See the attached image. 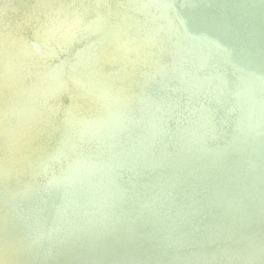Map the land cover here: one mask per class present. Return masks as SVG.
Wrapping results in <instances>:
<instances>
[{
  "label": "water",
  "instance_id": "95a60500",
  "mask_svg": "<svg viewBox=\"0 0 264 264\" xmlns=\"http://www.w3.org/2000/svg\"><path fill=\"white\" fill-rule=\"evenodd\" d=\"M26 1L47 6L42 10L47 30L27 43V56L15 55L4 67L8 80L0 86L18 90V95L10 99L12 108L5 105L7 109L0 112V148L8 145L2 137L7 134L12 144L24 151L15 162L0 157V200L10 198L18 189L31 195L48 179L73 182L68 189L55 186L58 199L48 202L53 211L45 212V221L34 220L45 214L33 212L36 203L29 211L30 222L35 224L28 223L24 229L16 228L9 217L0 219V264H264V161L253 157L249 148L253 137L257 139L263 131L257 126L247 131L259 112L264 114L259 101L264 99V82L258 83L234 63L226 45L208 42L188 30L183 12L178 11L183 5L180 0H66V5L57 0ZM245 1L248 16L254 5L264 11V0ZM27 19L35 21L30 16ZM158 26L166 41L187 59L177 64L176 73L171 76L160 66L140 72L130 78L139 88L128 94L129 79L124 85L112 84L110 79L102 85L106 82L103 77L101 85L95 86L89 68L81 62H94L87 46L102 48L103 36L110 34L116 46L123 48L121 35L133 31L145 39L141 30L163 38L154 30ZM74 43L81 45L73 48ZM113 72L121 75L119 69ZM36 76L48 77L50 84L35 81ZM64 76L71 84L67 88L59 79ZM99 86L106 91L91 95L85 91ZM74 93L83 98L81 103L74 101ZM26 94L38 99L21 101L20 96ZM92 98L100 100L99 106L86 108ZM188 113L216 129L213 134L217 136L209 143L221 146L224 155L216 158L209 152L213 146L188 137V130L197 128ZM16 116L22 120V128L10 125L11 119H19ZM90 128L91 135L87 133ZM196 132L205 137L198 129ZM228 136L238 140L229 151L222 149L230 144ZM221 140L223 145L218 143ZM232 152L241 157L228 160ZM193 153L218 164L215 168L227 178L220 182L218 171L192 156L182 165L181 158ZM224 158L227 160H221ZM72 171H84L85 175ZM156 177L161 181L154 183ZM192 179L214 186L212 195L203 194L206 189L194 192L195 187L183 184ZM74 180L85 186H77ZM185 191L192 194L200 210L208 207L210 200L212 207L189 214L185 199L174 204L180 195L185 198ZM119 200L138 210L130 224L103 227L100 234L106 237L86 233L85 245L58 253L53 239L65 233V227L50 221L60 219L58 212L76 214L88 208L111 212L108 203ZM58 202L56 214L53 208ZM173 208L176 216L168 217ZM106 214L110 222L114 214ZM181 214L185 220H196L197 229L187 235L181 232L174 225ZM136 224L139 229L134 228ZM72 225L78 230L81 223L77 220ZM107 233L112 236L108 238Z\"/></svg>",
  "mask_w": 264,
  "mask_h": 264
},
{
  "label": "bare ground",
  "instance_id": "6f19581e",
  "mask_svg": "<svg viewBox=\"0 0 264 264\" xmlns=\"http://www.w3.org/2000/svg\"><path fill=\"white\" fill-rule=\"evenodd\" d=\"M183 4L181 7H178L179 12H183L182 17L183 21L188 26V30H190L193 33L198 34V37H202V39H205L208 42H216V44H223L226 45L230 49V54H233L234 63L239 65L245 72L251 76H254L258 83L264 82V11L259 9L257 6H253V10L251 12V16H248L245 7L248 5L245 0H180ZM57 2L61 5H66V0H57ZM175 7V10H177V6L175 3H171V5ZM262 5V3H259ZM172 6V7H173ZM183 7V9H182ZM185 7V8H184ZM48 8L44 3H34L29 2L26 0H0V82H4L8 80V77L5 73V64L9 61L15 60V55H23L27 56V52L25 50V46L27 43L31 40H34L35 38L39 37L40 35H43L46 30L47 26L42 23L43 21V11H46ZM264 9V8H263ZM88 14H91L89 11ZM33 17L35 18V21L28 20L27 17ZM202 20L204 24L202 23ZM151 24L149 25V27ZM143 29V28H142ZM149 29V28H148ZM154 30L159 31V34L165 39V33L163 28L156 27ZM148 31V30H147ZM203 31V32H201ZM141 35H146L145 39H141V36L137 33L131 32V34H122V42L125 47L120 48L117 47L114 41V37H112L110 34L108 36H103V43L104 46L100 49L92 48L91 46H87L85 49H89V51L92 52V55L94 57V62H86L82 60L81 62L84 63L83 65H86L87 68H89V71L92 75V81L95 82V86L101 85V82L103 80V77H106L105 83L102 85H107L108 80L110 79V82L115 85H124L127 82L126 90L127 94L130 91H135L137 89V85L133 84L131 82L130 78H133L140 72H149L151 70H154L156 68L164 67L165 70H167L168 74L172 76V74L176 73L178 70L176 69V66L178 63L183 62V60H187L183 55L179 54L174 47H172L171 44L164 40L163 38H154L150 31L146 32L145 30H141L139 32ZM60 33H56V36H60ZM83 44V43H82ZM81 43H74V47H79ZM173 48V49H172ZM175 49V50H174ZM81 63V64H82ZM91 63V64H90ZM121 70V75L114 74L113 71L115 70ZM62 85L67 88L71 86L69 83V78L64 76L63 78H59ZM35 81H42L50 84V80L48 77L45 76H36ZM83 81V80H82ZM129 82H131L129 84ZM81 84V82H80ZM255 84V82H253ZM243 86V85H240ZM245 86V85H244ZM52 87V85H51ZM101 87V88H100ZM255 87V85H254ZM139 88V87H138ZM106 87L99 86L94 87L90 90H85L89 95L94 94L95 92H104ZM245 91V89L243 88ZM33 92V91H32ZM248 93V92H247ZM96 94V93H95ZM105 94V93H102ZM13 95H18V90H10L5 86H0V98H4L5 100H1L0 102V112H2L4 109H7L5 105H8L12 108V104L10 99L13 97ZM26 97L20 96L21 101L23 100H35L38 99V97L35 95L26 94ZM74 101H77L79 103L82 102L81 96L77 93H74L73 95ZM104 96V95H99ZM23 97V98H22ZM83 99V98H82ZM264 105V99L261 98L259 100ZM174 103H177V101H173ZM100 104V100L98 98H92L91 102L87 103V107L89 109H94L98 107ZM31 107V106H30ZM184 109L183 107H181ZM87 110V109H85ZM185 111H183L184 113ZM185 114V113H184ZM189 117L191 116V123L195 121L194 123L197 128H191L188 130L187 135L189 138L195 140L198 139L201 142H206L207 146H213V148H209V152L212 155H215L216 158H219L220 156L224 155L219 148L221 146L215 147L216 145H211L209 142L213 139L214 136H217L213 134L215 128L211 129V126H208L204 124L198 117L196 119H193V116L191 113H188ZM195 116V115H194ZM19 118V116H16ZM196 117V116H195ZM21 115V119H22ZM20 119V118H19ZM12 120L10 121V125H13L15 127H23V122L20 119ZM8 123V122H7ZM259 127L262 129L264 133V114L259 112L258 118L255 121L254 124H251L249 126L250 128L247 131H250L251 129H254V127ZM89 127V126H88ZM197 129L203 134V137L197 136ZM92 129L90 128L87 133L91 135ZM180 132V131H179ZM181 133V132H180ZM262 133V136L260 135L257 139L253 137V139L250 142V147L253 153V157H255L257 160H263L264 161V134ZM3 138L7 141V146L0 148V157L6 158L12 162L17 161L19 156L23 153L24 149L18 145H14L11 142V136L7 134H2ZM173 135V134H172ZM212 137V138H210ZM2 138V139H3ZM210 138V139H209ZM229 141V145L222 147V149L230 150L231 144L234 142H237L233 137H227ZM196 141L195 143L197 145H200V141ZM225 140V139H224ZM25 141L27 142L26 145L28 147L30 146L29 139L26 138ZM260 141V142H259ZM258 142V143H257ZM219 144L223 145V140L218 142ZM255 145H259V148H256ZM54 147V146H52ZM24 148H27L25 146ZM218 148V149H214ZM201 154H188L184 155L183 158H181L182 165L184 160L187 158H198L204 160V164L207 167H211V169L214 168V170L218 171L216 173V176L220 182L222 179L227 178L225 173L220 172L218 168H215L218 166L216 163H209L206 159V157H200ZM237 157H241L240 154H236L234 152L231 153V155H228V160H234ZM227 158V157H225ZM221 159V160H227V159ZM236 161V160H235ZM243 163V162H241ZM187 164V163H185ZM211 164V166H210ZM263 165V163H262ZM220 166H222L220 164ZM184 167V166H183ZM186 170L190 169V167H184ZM82 169H79V171ZM3 171L2 166L0 165V172ZM75 171V170H74ZM72 171L71 173H78ZM75 174H71L72 177H76ZM78 176L85 175L84 171H81L77 174ZM222 178V179H221ZM165 178H162L164 180ZM154 183H158V181H161L160 178L156 177V179H153ZM48 182H44V185L41 187L38 186L36 190L31 191V195L28 193H23L22 189L16 190L15 194H13L10 198H6V200H0V219H4V217H9L13 224H15L16 228L24 229L25 227L30 226L29 224H35L33 221V218H30L29 216L31 211L32 203H36L35 208L33 209V212L41 215L44 214L46 211L52 213L53 210H51V206H48V202H50L53 199H58L56 196L58 195L57 192L55 193L54 189L55 186L58 184L60 188H66L68 189V186L70 187L73 181L65 182H55L56 180L48 179ZM77 182V186L82 185L85 186V184H82L81 181L78 182V180H74ZM183 182V181H182ZM184 185L193 186L194 192L199 188L201 190L206 189L207 192L203 193L207 196H211L210 192L214 189V186H207V184H204V181L192 179V180H184ZM225 185V183H223ZM245 185L248 186L247 182H245ZM170 187V186H169ZM224 190V189H223ZM200 191V190H199ZM214 194V193H213ZM73 195V194H71ZM191 193L188 191H185V198L180 197L176 200H174L175 203H184V199L188 203L189 206V214L196 213V212H206L208 211L213 203L212 200H210V204L208 207L204 208L203 210H200V205L194 202V198L191 197ZM5 196V195H3ZM8 197V196H7ZM71 197V196H70ZM240 201V200H239ZM261 201V200H260ZM21 202V203H17ZM47 203V204H46ZM240 205H242L241 202H238ZM31 204V205H30ZM47 205V207H46ZM61 203L58 202L57 206L53 208L54 210L57 209L58 206H60ZM108 205H111V208L113 210L111 212L100 210V208L92 209L88 208L86 211H82L81 213L76 214H68L66 211L58 212L59 208L56 210V213L60 215V219L57 220H51L54 223V226H60L62 223V227H65L64 231L65 233L59 234V236L53 239V243L56 250H59L60 252H67L68 248L73 250H77L83 245V241L85 240L84 237L86 236V233H94L97 236H103V234H100V232L103 230V227H107V225L112 228H118L119 226L128 225L130 224V220L133 219V216L137 213V209H135L132 205V203H122L121 200H119L118 203H108ZM7 206V207H6ZM243 206V205H242ZM23 208V209H22ZM25 209V210H24ZM200 210V211H199ZM258 210H255L257 212ZM46 212V213H47ZM114 214V216H111L109 219L110 222L107 220V213ZM46 213L43 216H37L34 217L35 219H42L45 221L46 219ZM168 217L173 218L176 216V210L173 208V210H169L167 213ZM54 216V215H53ZM255 217L256 213L251 215V217ZM250 217V219H251ZM68 220H73L71 222H67L64 224V222ZM80 222L81 226L75 228V226L72 225L73 222ZM49 221V222H50ZM108 221V222H107ZM29 223V224H28ZM193 223V226H189ZM132 224V223H131ZM134 224V223H133ZM176 227L181 228V232L186 233V235L190 232V230H195L198 227L197 221H190L185 220L184 216L181 214L179 218V222H175L174 224ZM253 226V224H250ZM108 228V227H107ZM135 229H139L138 225L136 224L134 226ZM252 228V227H251ZM1 229V228H0ZM82 229V230H81ZM208 230V228H207ZM254 230V229H252ZM0 230V235H1ZM10 231L8 232L9 236ZM61 236V237H60ZM108 238H110L112 235L110 233H107ZM47 245V244H46ZM67 248V249H66ZM97 248V247H96ZM69 249V250H70ZM98 250V249H95ZM69 253H71L69 251ZM67 256V255H66Z\"/></svg>",
  "mask_w": 264,
  "mask_h": 264
}]
</instances>
